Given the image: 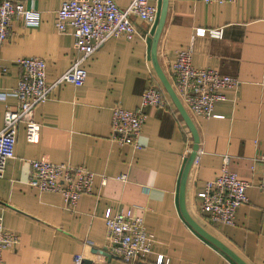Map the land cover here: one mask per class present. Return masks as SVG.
<instances>
[{
	"label": "crops",
	"instance_id": "crops-1",
	"mask_svg": "<svg viewBox=\"0 0 264 264\" xmlns=\"http://www.w3.org/2000/svg\"><path fill=\"white\" fill-rule=\"evenodd\" d=\"M14 1L36 9L40 23L28 27L20 20L12 22L0 49V67L6 69L0 73V93L16 85L20 76L16 60L21 57L45 61L48 85L76 58L72 30L60 32L55 27L63 0ZM115 2L125 9L131 0ZM160 6L161 0L159 11ZM133 22L137 33L132 39L111 38L83 62L87 74L82 85L52 86L48 98L35 106L37 142L27 141L25 127L19 124L14 157L6 161L0 177L3 224L17 233L19 242L2 251L1 264H76L73 258L78 254L81 264H129L105 252V212L127 209L142 217L153 237L150 261L163 254L169 264H237L183 216L180 181L193 138L153 67L151 45L157 24L148 31L145 22L137 18ZM213 27L223 28L221 39L194 34L196 28ZM187 47L194 67L216 70L240 83L223 91L225 99L215 102L209 118L193 116L177 97L198 134L196 155L186 174L184 210L247 264H264V191L258 188L264 177V0L222 4L169 0L156 60L172 88L171 64L177 50ZM152 85L164 92L167 102L144 107L138 147L118 144L111 138L112 107L138 108L142 92ZM16 107L15 97L0 96V130L4 111ZM32 159L84 166L94 173L92 193L80 196L69 209L59 193L28 184ZM224 163L250 184L233 225L211 223L200 211L198 193L221 173ZM120 175H126L125 180L117 179Z\"/></svg>",
	"mask_w": 264,
	"mask_h": 264
},
{
	"label": "built area",
	"instance_id": "built-area-1",
	"mask_svg": "<svg viewBox=\"0 0 264 264\" xmlns=\"http://www.w3.org/2000/svg\"><path fill=\"white\" fill-rule=\"evenodd\" d=\"M205 3L222 4L235 0H201ZM159 0H131L127 8L121 9L115 0H63L57 10L55 27L58 31L72 30L76 58L71 65L54 81L46 82L45 61L38 56L21 57L16 60L20 67V76L16 85L1 98L13 96L17 100L16 109H6L0 130V177L8 159L14 157V147L19 124L25 127L26 139L35 143L39 138L40 125L34 119V108L43 103L52 86L63 82L80 86L86 79L83 62L111 38L124 37L128 40L137 33L133 18L148 25V31L157 24ZM20 20L25 26L36 27L40 23V14L34 8L14 0H0V49L11 34L12 22ZM196 36H208L214 39L223 37L222 27L196 28ZM0 67V73L5 72ZM171 75L175 94L185 108L195 117L214 116L215 102L225 99L223 91L239 85L236 77L221 74L210 68H197L191 63V48L176 52L171 64ZM167 102L164 92L157 86H150L141 94L140 106L125 109L114 105L111 109V138L121 145L138 147L143 124L146 120L144 107L162 106ZM28 184L40 191L59 193L66 207L73 209L80 196L93 190L94 173L82 165L52 163L44 159L29 161ZM126 175L117 179L125 180ZM107 178H102L105 184ZM249 182L229 171L226 163L221 166V173L208 180L201 192L200 211L211 223L233 225L238 207L246 202V190ZM258 188L264 191V177ZM106 228V250L109 256L119 257L129 264L147 263L169 264L163 254L153 255L154 240L144 226L141 216L134 209L119 210L104 215ZM19 242L16 232L6 228L0 213V264L2 251L14 249ZM105 257V256H104ZM74 262L81 264L83 257L74 256Z\"/></svg>",
	"mask_w": 264,
	"mask_h": 264
},
{
	"label": "water",
	"instance_id": "water-1",
	"mask_svg": "<svg viewBox=\"0 0 264 264\" xmlns=\"http://www.w3.org/2000/svg\"><path fill=\"white\" fill-rule=\"evenodd\" d=\"M168 2L169 0H161V6H160V11H159V17H158V21H157V25L155 28V32L154 35L152 37V45H151V59H152V63H153V67L155 69V72L162 84V86L164 87V89L166 90V92L168 93L169 97L171 98L172 102L174 103V105L178 108L181 116L183 117L186 125L188 126L192 138H193V144H192V149L190 152V155L187 159V162L184 166V170L182 172V177H181V181H180V206L182 209V213L183 216L185 218V220L189 223V225L200 235L202 236L204 239H206L207 241H209L211 244H213L215 247H217L218 249H220L222 252H224L226 255H228L235 263L237 264H247L245 261H243L238 255H236L232 250H230L225 244H223L221 241H219L217 238H215L214 236H212L211 234H209L208 232H206L203 228H201L198 224H196L189 216L188 214L185 212L184 207H183V193H184V186H185V180H186V174L188 172V169L196 155V150L198 147V134L196 132L195 126L193 125L191 119L189 118L188 114L186 113L185 109L183 108L182 104L180 103V101L178 100L173 88L171 87L170 83L168 82V80L166 79V76L164 75V73L162 72V70L160 69V66L156 60V44L158 41V37L160 34V31L162 29V26L164 24V20H165V16H166V11L168 8ZM99 252L104 253V250H99ZM109 256V255H107ZM84 263H90L89 261L84 260Z\"/></svg>",
	"mask_w": 264,
	"mask_h": 264
}]
</instances>
